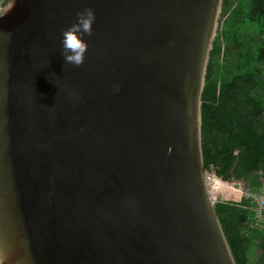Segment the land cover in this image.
Segmentation results:
<instances>
[{
  "label": "water",
  "instance_id": "water-1",
  "mask_svg": "<svg viewBox=\"0 0 264 264\" xmlns=\"http://www.w3.org/2000/svg\"><path fill=\"white\" fill-rule=\"evenodd\" d=\"M221 4L0 0L3 264H237L202 150ZM85 8L76 67L62 33Z\"/></svg>",
  "mask_w": 264,
  "mask_h": 264
},
{
  "label": "trees",
  "instance_id": "trees-1",
  "mask_svg": "<svg viewBox=\"0 0 264 264\" xmlns=\"http://www.w3.org/2000/svg\"><path fill=\"white\" fill-rule=\"evenodd\" d=\"M207 171L241 181L239 199L217 197L215 211L237 264H264V0H222L202 92Z\"/></svg>",
  "mask_w": 264,
  "mask_h": 264
},
{
  "label": "clouds",
  "instance_id": "clouds-1",
  "mask_svg": "<svg viewBox=\"0 0 264 264\" xmlns=\"http://www.w3.org/2000/svg\"><path fill=\"white\" fill-rule=\"evenodd\" d=\"M15 0H10L9 7L4 11L5 15L13 6ZM0 15V17H3ZM96 16L92 8H85L77 13V22L73 23L62 33V56L65 63L72 64L76 67L83 65L85 53L88 50V44L83 39L85 35L91 36L93 32V24ZM10 35V34H9ZM119 89L117 88V91Z\"/></svg>",
  "mask_w": 264,
  "mask_h": 264
},
{
  "label": "rangeland",
  "instance_id": "rangeland-1",
  "mask_svg": "<svg viewBox=\"0 0 264 264\" xmlns=\"http://www.w3.org/2000/svg\"><path fill=\"white\" fill-rule=\"evenodd\" d=\"M208 177L211 194L214 198L221 197L224 199H239L247 192L241 181L226 182L212 173H208Z\"/></svg>",
  "mask_w": 264,
  "mask_h": 264
},
{
  "label": "built area",
  "instance_id": "built-area-1",
  "mask_svg": "<svg viewBox=\"0 0 264 264\" xmlns=\"http://www.w3.org/2000/svg\"><path fill=\"white\" fill-rule=\"evenodd\" d=\"M254 200L257 203L258 209L256 210V222H260L262 220V213L261 208L264 206V191L260 193H256L254 196ZM0 264H3V262L0 260Z\"/></svg>",
  "mask_w": 264,
  "mask_h": 264
}]
</instances>
